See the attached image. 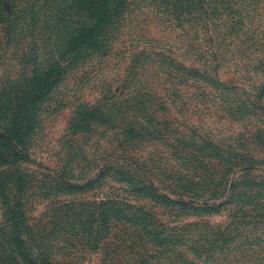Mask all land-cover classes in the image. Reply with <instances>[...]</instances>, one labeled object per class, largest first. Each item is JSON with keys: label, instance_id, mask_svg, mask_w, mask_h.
I'll return each mask as SVG.
<instances>
[{"label": "trees", "instance_id": "1", "mask_svg": "<svg viewBox=\"0 0 264 264\" xmlns=\"http://www.w3.org/2000/svg\"><path fill=\"white\" fill-rule=\"evenodd\" d=\"M0 41H28L33 75L10 99L32 106L74 72H116L119 93L103 77L107 93L81 109L87 140L111 160L79 189L110 180L122 194L65 204L67 247L55 252L0 230V264H82L49 258L88 250L99 264H223L264 243V0H0ZM188 110L240 128L177 132ZM23 128L0 129V141L16 144ZM221 212V225L206 218Z\"/></svg>", "mask_w": 264, "mask_h": 264}, {"label": "rangeland", "instance_id": "2", "mask_svg": "<svg viewBox=\"0 0 264 264\" xmlns=\"http://www.w3.org/2000/svg\"><path fill=\"white\" fill-rule=\"evenodd\" d=\"M27 43L12 42L0 47V129L12 126L27 128L18 134L16 144L0 141V230L21 233L18 242L21 246L55 252L67 247L64 233L67 215H70L63 209L65 204L97 203L107 196L122 197L113 189L119 185L110 180L100 181L94 189H79L83 184L82 175L89 173L94 165L100 166L111 160L106 155L110 150L107 144L101 142V146L96 147V135L87 140L93 128H85L80 123L81 109L92 106L100 99V94L107 93V85L100 87L99 80L103 77L110 86L108 92L113 94L119 93L120 82L116 72H102L103 77L99 78V75L77 71L34 106L26 99H23L24 103L12 100L10 93L19 97L27 90L25 81L33 75L32 68L22 60L29 47ZM27 61H30L29 55ZM258 105L264 107V100ZM22 115L25 116L22 118ZM201 120L196 111L188 110L176 117L178 127L173 128L185 133V129L188 131L200 126L202 131L208 130L218 136L236 133L240 128L238 124L218 121L215 117ZM97 156H101L103 161L99 162ZM258 157L264 161V156ZM258 169L264 171V168ZM66 176H69L68 180ZM154 212L162 214L158 208H154ZM228 217L221 212L206 218L213 226H218ZM228 251L227 256L221 257L223 264H264V243ZM64 256L65 251H62L49 259L79 261L82 264H99L104 259L100 250Z\"/></svg>", "mask_w": 264, "mask_h": 264}]
</instances>
